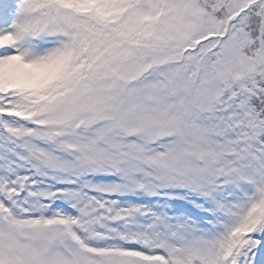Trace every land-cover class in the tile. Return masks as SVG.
Listing matches in <instances>:
<instances>
[{
	"label": "snow or ice",
	"instance_id": "snow-or-ice-1",
	"mask_svg": "<svg viewBox=\"0 0 264 264\" xmlns=\"http://www.w3.org/2000/svg\"><path fill=\"white\" fill-rule=\"evenodd\" d=\"M0 264H264V0H0Z\"/></svg>",
	"mask_w": 264,
	"mask_h": 264
}]
</instances>
